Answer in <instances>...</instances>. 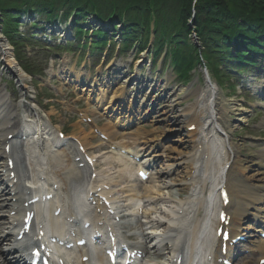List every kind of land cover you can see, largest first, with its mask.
I'll return each instance as SVG.
<instances>
[{
    "label": "bare ground",
    "instance_id": "6f19581e",
    "mask_svg": "<svg viewBox=\"0 0 264 264\" xmlns=\"http://www.w3.org/2000/svg\"><path fill=\"white\" fill-rule=\"evenodd\" d=\"M1 54L2 56H6V58H8V49L3 48ZM13 64V60L8 59V65L10 67H13ZM16 77L20 82L29 80V77L21 73V71L18 72V75ZM22 94L23 97H25L28 93L23 90ZM170 94L171 92H167L164 97H167ZM192 95L197 98L196 102L193 105L188 106V108L183 111L176 109V107L181 104L185 97H179L172 103H167L166 107H170L167 112L174 115V120H171L169 116L163 117L161 120H163L166 124H172V122L174 123L175 120L177 123L184 122V120H196L195 122H197L200 129L199 131H196L194 133H189V137H191V140L188 141V145H190V142L194 144L197 140H200V142L204 143L209 141L208 143L210 147V156L212 158L211 161L215 164L216 167L219 166L220 162L225 160V158L227 157V153L229 154V156L236 155L238 157V159L235 161V164L233 165V168H236V171H231L232 179L230 183V187L236 198V206L233 207V210L235 216L234 221H237L241 217L247 215L248 211H250L251 208L253 209L258 207L259 203L263 201L264 195H260L258 192L256 193V190L259 189L261 192H264V179L255 174L250 175L249 172L254 167L251 165L246 166L241 162L240 150L237 146L234 145L231 139V134L226 129L227 126L220 118H216L217 115L220 114L222 109L216 108V102L214 101L212 102V107L207 110V114L203 115L202 112H197L199 104L202 101V97L199 96L197 92H194ZM120 97H123V95H120ZM109 107L110 106H107V108ZM131 108L132 104H129L128 109ZM10 124H12L11 121H2L1 129H3L4 127H8ZM126 124L127 122L123 123V126H125ZM219 129L223 130L226 134L223 136L218 135ZM14 130L15 127L13 130H10V133H12ZM172 132H174V130L163 131L160 135L154 134L152 138H149L147 132L145 133L146 135L141 134V136H144L143 139H145L146 144H149L150 150H156L158 147H161L164 151L163 154H167L168 152V154L170 155H184V151L186 149V146L184 145L187 143V141L179 134H177V136H179L180 138L179 141H177L178 143H176L177 146L170 147L164 145L163 141H161L163 134L166 135L167 133ZM8 135L9 134H7V136ZM83 138L86 140V137ZM154 156L156 157L157 155ZM257 156L263 159L264 152L261 151L259 154H257ZM65 158H68V156L65 155L61 157L60 154L56 155L55 157H48L46 155V147L41 146L32 149L28 153V168L33 171V176L43 171H46L47 174L50 175L49 171L52 170L54 172V177L62 179L63 183L65 184V194L69 198L71 207L74 209H78L82 205V193L84 190V185L82 184V182L87 176L84 173H76L75 181L78 184L73 185L71 182L72 174L68 173L69 167L64 164ZM105 160H107L109 169L115 168L116 164L118 165V167L116 168L118 169V173L121 177L133 178V166L124 164L122 161L116 159L105 158ZM173 161L174 162L169 165L165 171H162L163 174L162 176H159V181H155L152 179V182H150V184L143 185L144 188L142 190V193H136V197L142 196L144 200L143 203L146 206L145 214L147 215V221L145 220L144 226L146 230H150L148 232H144L142 236L146 239V241H148L149 248H151V250L154 251L155 254L164 253L166 251L164 250V245L166 243L168 246L170 244H173V247H175L178 239L182 237L183 241L187 239V241L190 242V245H185L184 247L186 253L188 254L189 252H192L196 258H200L206 249L205 246L208 244L210 225L213 220L212 216L207 214L204 217L195 220V217L197 216V213H199V211L196 213L193 212V215L195 217L190 220V226L186 230L182 229L184 225H182L181 227L174 224L168 225V223L164 221L163 213L167 212V209L171 207L173 203H175L174 201L177 198L171 194L168 197L164 196L161 192L164 190H168L172 194H174L173 191H178L180 193L185 192L187 190V176L192 172L193 168L196 167L192 166L189 172L188 170L181 171L182 163H177L178 161L176 160ZM190 161L193 162L194 159H191ZM259 167L258 169H260ZM200 172L201 171H199L198 173ZM174 174H176L177 179H166V177L169 178ZM106 177L108 178V176ZM187 195L188 198L190 193H188ZM179 198L181 199L182 196H179ZM204 200L206 204H211L214 202L212 197H209L208 199L199 198L196 200V202H203ZM155 203H158L157 206H154ZM187 204L188 202L181 201V205ZM70 205L66 207L70 208ZM240 208H242V211L238 212L237 210H239ZM174 237L176 238L174 239ZM258 247L262 250V255L264 256V241H261ZM3 255L4 254H2L0 251V264H9V262H6L7 257ZM244 261L245 264H255L256 260L248 258Z\"/></svg>",
    "mask_w": 264,
    "mask_h": 264
},
{
    "label": "trees",
    "instance_id": "16d2710c",
    "mask_svg": "<svg viewBox=\"0 0 264 264\" xmlns=\"http://www.w3.org/2000/svg\"><path fill=\"white\" fill-rule=\"evenodd\" d=\"M53 1L58 6L66 4L70 9L77 8L82 14L101 16L109 15L113 7H117L120 12H127L130 28L141 27L143 16L148 24L152 12H155L160 25L167 31H178L186 36L190 31L188 19L193 13L194 0H0V10L10 22L13 15L8 10H16L22 5L44 7ZM196 9L195 23L207 29L205 36L211 38L210 41L233 32L235 27H242V24L238 25L240 18L256 22L258 28H263L264 0H198ZM180 46L183 47L182 44ZM193 60L194 55L189 51L185 61Z\"/></svg>",
    "mask_w": 264,
    "mask_h": 264
},
{
    "label": "rangeland",
    "instance_id": "374dc122",
    "mask_svg": "<svg viewBox=\"0 0 264 264\" xmlns=\"http://www.w3.org/2000/svg\"><path fill=\"white\" fill-rule=\"evenodd\" d=\"M130 57L131 56H127V60H130ZM40 58L41 59H43V60H46L47 58H49V55H46V54H41L40 55ZM6 71V70H5ZM13 72H16V68L14 69V71ZM8 78L9 79H13V76H12V74L11 75H9L8 76ZM15 81V80H14ZM15 87V85L12 83V88H14ZM27 88H30V86H26ZM233 94H237V92H234ZM231 100H234V99H231ZM58 112H59V114L57 115V118H58V121H59V123H61V124H65V123H67V121H68V119H69V116H67V115H64V114H62L61 113V111L60 110H58ZM150 125L152 126V127H154V128H159L160 130H163V129H167V130H174V127H167V126H164V125H162V124H160V125H158V124H152V123H150ZM86 132V131H85ZM85 132H82L80 129H77V131H76V133L78 134H82V133H85ZM86 134H90V133H87L86 132ZM174 139H178L176 136H174L173 137ZM237 141H238V139H237ZM239 142V141H238ZM167 145L168 146H173V144H172V142H167Z\"/></svg>",
    "mask_w": 264,
    "mask_h": 264
}]
</instances>
